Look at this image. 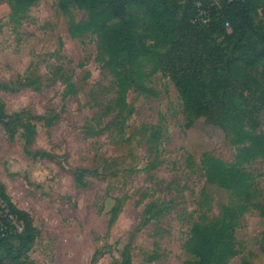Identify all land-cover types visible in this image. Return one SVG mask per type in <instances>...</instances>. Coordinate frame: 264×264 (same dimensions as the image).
<instances>
[{"label":"rangeland","instance_id":"obj_1","mask_svg":"<svg viewBox=\"0 0 264 264\" xmlns=\"http://www.w3.org/2000/svg\"><path fill=\"white\" fill-rule=\"evenodd\" d=\"M128 11L142 53L125 70L76 0H0V100L21 117L14 137L0 124V182L36 228L0 261L264 264V111L241 142L190 118Z\"/></svg>","mask_w":264,"mask_h":264},{"label":"trees","instance_id":"obj_2","mask_svg":"<svg viewBox=\"0 0 264 264\" xmlns=\"http://www.w3.org/2000/svg\"><path fill=\"white\" fill-rule=\"evenodd\" d=\"M76 4L88 14L81 27L105 34L111 60L125 70L142 53L128 8H142L156 43L167 49L157 56L155 70L170 77L188 116L232 132L237 142L245 141V126H260L259 116L264 111V0H76ZM63 9L70 12L66 4ZM106 15L115 21L114 26L104 19ZM8 90V84L0 82V91ZM20 122V114L9 115L0 100V124L12 137ZM193 125V121L187 123L188 128ZM2 205L23 228L20 231L9 225L7 235H0V248L17 238L28 251L26 242L34 240L36 228L30 215L12 203L0 182V208Z\"/></svg>","mask_w":264,"mask_h":264},{"label":"built area","instance_id":"obj_3","mask_svg":"<svg viewBox=\"0 0 264 264\" xmlns=\"http://www.w3.org/2000/svg\"><path fill=\"white\" fill-rule=\"evenodd\" d=\"M227 25H229L227 23ZM16 218L10 214L9 209L5 208V205H2L0 208V235L5 236L8 232L9 225H16Z\"/></svg>","mask_w":264,"mask_h":264}]
</instances>
